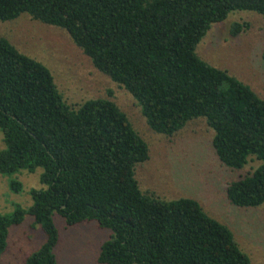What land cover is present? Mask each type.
Listing matches in <instances>:
<instances>
[{"label": "trees", "instance_id": "trees-1", "mask_svg": "<svg viewBox=\"0 0 264 264\" xmlns=\"http://www.w3.org/2000/svg\"><path fill=\"white\" fill-rule=\"evenodd\" d=\"M234 10L264 18V0H0V21L22 13L64 29L94 67L135 99L149 128L172 136L203 118L218 161L248 173L227 182V200L264 204V99L196 46ZM248 24L234 22L236 36ZM264 61V45L261 52ZM0 174L42 168L31 204L0 212V255L25 215L44 242L25 264H59L53 215L67 225L94 220L111 231L100 264H250L230 228L190 197L162 199L139 188L135 166L148 146L110 98L70 105L50 70L0 36ZM12 191L22 190L11 178Z\"/></svg>", "mask_w": 264, "mask_h": 264}, {"label": "rangeland", "instance_id": "rangeland-1", "mask_svg": "<svg viewBox=\"0 0 264 264\" xmlns=\"http://www.w3.org/2000/svg\"><path fill=\"white\" fill-rule=\"evenodd\" d=\"M234 22H246L248 26L232 36L230 28ZM0 36L44 64L68 104L97 97L112 99L148 146V159L135 166L139 188L162 199L197 200L207 214L230 228L241 250L249 256L250 264H264V204L240 207L225 196L227 182L251 172L259 161L250 159L239 170L222 165L211 144L213 130L201 117L188 121L172 136L152 131L131 94L97 70L70 35L58 26L22 13L0 21ZM263 45L264 18L255 11L234 10L223 21L211 25L195 50L206 62L226 70L264 99ZM3 146L0 130V149ZM41 172L38 167L33 172L0 174V212H12L16 204L29 206L32 202L29 190L41 186ZM11 178L21 182L20 192L11 190ZM32 220V216L25 215L20 224L9 227L0 264H25L26 256L44 242V233ZM53 221L59 233L53 249L59 264H100L97 255L110 236L109 229L98 227L94 220L67 225L58 214L53 215Z\"/></svg>", "mask_w": 264, "mask_h": 264}]
</instances>
